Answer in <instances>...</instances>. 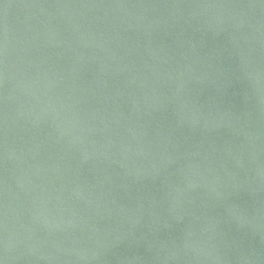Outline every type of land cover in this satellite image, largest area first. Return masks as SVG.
I'll return each mask as SVG.
<instances>
[{
  "label": "water",
  "instance_id": "obj_1",
  "mask_svg": "<svg viewBox=\"0 0 264 264\" xmlns=\"http://www.w3.org/2000/svg\"><path fill=\"white\" fill-rule=\"evenodd\" d=\"M0 264H264V0H0Z\"/></svg>",
  "mask_w": 264,
  "mask_h": 264
}]
</instances>
